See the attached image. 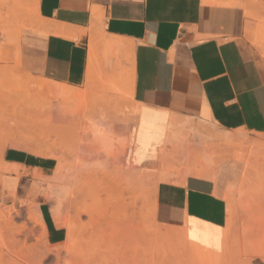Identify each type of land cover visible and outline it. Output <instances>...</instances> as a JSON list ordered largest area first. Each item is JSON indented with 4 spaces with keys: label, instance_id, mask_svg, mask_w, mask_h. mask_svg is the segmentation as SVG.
<instances>
[{
    "label": "crops",
    "instance_id": "1",
    "mask_svg": "<svg viewBox=\"0 0 264 264\" xmlns=\"http://www.w3.org/2000/svg\"><path fill=\"white\" fill-rule=\"evenodd\" d=\"M229 1L0 0V60L38 78L41 94L71 109H85L88 101L89 41L119 45L106 54L112 66L103 68L108 78L128 80L139 108L131 163L155 178L169 177L153 192L154 221L183 238L192 229L187 235L218 253L227 244L228 201L237 219L240 166L218 159L220 150L198 144L197 135L245 130L264 136V22L247 17L240 0ZM242 1L264 8L258 0ZM182 131L194 142L173 164L179 148L169 138ZM3 162L25 178L4 174L0 192L37 203L46 243L67 252V229L55 225L42 183L31 180L35 173L49 176L54 163L11 149ZM251 253V264H264L263 255Z\"/></svg>",
    "mask_w": 264,
    "mask_h": 264
},
{
    "label": "rangeland",
    "instance_id": "2",
    "mask_svg": "<svg viewBox=\"0 0 264 264\" xmlns=\"http://www.w3.org/2000/svg\"><path fill=\"white\" fill-rule=\"evenodd\" d=\"M258 1L260 4H264V0ZM244 11L247 17L255 21L264 22V8L250 6L244 9ZM6 18L8 16L4 19ZM0 69V81H2L0 83V181L4 174L16 175L19 178L24 177L23 174H20L18 167L3 162L4 151L7 149L13 150L10 146L11 144H16L15 146H18L17 151L23 150L22 152L32 156L51 160L54 163V167L48 174L49 176L56 170L58 165L56 159H64L65 163H62L65 166H69V171L75 172L78 175L81 173L79 179L83 193L78 198L75 196L74 199L64 201L60 205L59 221H70L78 231L71 248L67 252H57L55 247L46 244L45 230L36 221L37 215L34 204L20 200L16 195L0 192V211L9 212L12 215L14 227L25 226L21 234L8 231V229H0V264H8L12 259L9 258L10 252L16 251L15 247L18 250V247L23 242H25L26 247L33 249L31 264H251L253 258L251 252H253V249L258 248L259 244H264V189H259L255 185L257 183H264L263 158L257 157L251 159L256 164V168L250 179L248 178L240 185L239 181L244 172L243 162L229 157L226 152L227 149L220 143L208 140V148L215 145L220 150L218 159L223 158L221 159L222 161L236 163L240 166L239 186L233 193L237 219H235L236 221L232 225L229 224L224 229L228 232L226 240L224 239L228 246L226 244L221 253H218V249L204 248L200 245L198 239L187 235L185 239L177 236V239L179 237L178 240L176 237L171 239L177 241H169V246L175 248V250L177 249L178 252L168 254L165 261L161 259L163 257L159 254L161 251H159V247L160 245L169 246L164 244L165 242L161 238L156 239L154 242V244H158L156 247L158 252L152 255V258H136L133 255V249L140 250L141 246L142 248H148L152 240L145 237L144 242L142 240L134 242L131 237L127 238L124 236L125 232L128 233L134 227L135 229H141L143 226L156 228L160 231L166 230V228L158 226L153 227L149 215L153 195L152 184L154 181L147 175L146 181L142 182L143 186L141 188L136 187L135 189H141V191L139 190L142 193L141 196L138 197L137 194L139 192L136 195L132 191L129 193L128 190L130 189H128V192L123 193L121 203H118L116 185L112 182L105 193H99L98 201L95 204L94 199L88 193L89 186L94 181L93 175L88 169L82 170L83 168L79 167L74 157V148L79 144V140L85 139L87 143H90L89 140L92 139V135L89 131V126L97 115L108 113L111 117H116L117 115L127 113L130 104L128 102L123 104L122 102L118 106L114 100H111L113 101L111 103H102L103 101H93L90 99V104H87L88 107L85 106V109H82V105L78 110L69 108L66 111V118L63 121H59L54 110L50 108L51 103L47 101L46 96L41 94L38 98V78L21 74L22 72L18 65L7 64L4 60H0ZM10 73H16V76ZM18 73H20L21 78ZM7 77L8 79L6 80ZM2 78L4 82L6 81L5 83ZM6 83L7 85L5 86L4 84ZM17 92H20V94ZM15 94L18 98L15 97ZM99 108H102V110ZM104 108H106V111H104ZM128 128L122 130L116 126L113 135L109 136L110 150L118 148L117 152L121 153L122 157L126 150V161L130 159V152L133 146V131ZM100 133L102 135L104 131ZM248 134L252 137L257 136ZM126 142L128 147L127 144L125 147L127 148L123 149L119 147L120 144H125ZM31 152H34L35 155L31 154ZM76 162L78 166H76ZM79 163L81 162L79 161ZM113 165L115 166L116 164L113 163ZM125 165L127 166L126 170L129 168L132 174L142 172L132 167L131 163ZM10 170L14 171L9 172ZM31 180H38L42 183L43 189H45V183L39 180L37 173L34 174ZM53 203V201L50 202L49 200L52 209L55 206ZM80 206L91 209L90 213H92V210L96 213H93L92 216L84 214L78 217L77 212ZM94 218L98 221L96 227H93L91 223ZM142 222L144 223L142 224ZM188 230L191 231L192 229ZM102 235H109L115 239L113 241H117V245L114 247L111 255L107 253L106 246H104L105 239L101 240L103 238ZM188 240L196 244L189 243ZM181 248L183 249L182 251ZM187 249L192 250L191 252H193L194 256L191 257L187 254L185 252ZM114 255L117 256L118 262L117 260L110 263L105 261L111 260ZM225 255H227V259L223 258Z\"/></svg>",
    "mask_w": 264,
    "mask_h": 264
},
{
    "label": "bare ground",
    "instance_id": "3",
    "mask_svg": "<svg viewBox=\"0 0 264 264\" xmlns=\"http://www.w3.org/2000/svg\"><path fill=\"white\" fill-rule=\"evenodd\" d=\"M213 1H216V3L219 2V4H221L223 2H227V4H228L231 2L229 0H213ZM234 2H236V1H234ZM233 4H235V3H233ZM236 4L244 5L245 7H248L247 5H249L248 3L246 5V3H244V1H242V0L238 1ZM239 5H238V7H239ZM118 47H119V45L117 43H112L111 41H108L105 38H102L100 40L91 39L89 41V46H88V71H87L88 73L87 74H88V79L90 80L89 83H90L91 89L89 88L90 93L88 95L89 96L87 99L88 101L85 104V106L88 107L87 104H90L89 101H91V100H93V101L99 100L101 102L103 101L102 103H105V102L111 103V102H113L111 100H114V101H116L118 106L120 104H122V102H123V104L125 102L132 104L129 107V111H127V113L117 115L116 117H111L110 114H108V113H106V114L100 113L99 115H97L94 118V120L91 121L90 126H89V131L92 135V139L89 140L90 143H87L85 139H81V140H79V144L76 146V148H74V157L76 158V161L78 162L79 167H82L83 168L82 170H84V169L90 170L91 174L93 175L92 178L94 179V181H93L92 185L89 186L88 193L94 199L93 201L95 202V204L97 203L96 201H98L99 193L100 192L105 193L108 190L109 184L112 182L114 185H116L118 203H121L122 202V196H123L124 192L129 191V193H130V191H132L134 195H136V193L139 192L137 195H138V197L141 196V194H142V193H140L141 189H139L140 191L135 190V189H136V187L141 188V186H143L142 182L146 181V177L148 178L147 175H149V178H151V180L154 181V183L152 184L153 185L152 186L153 192H154V190L157 186V182L159 180H162V179L166 180L169 178V177H159L157 175H156V177H158V178H155L154 176L147 174L145 171H142L138 174H132L129 171V168L126 170L127 166L125 164L131 163L130 159H128L126 161V157H127L126 156V150L123 153V157L121 156V153L117 152L118 148L114 149L112 147L113 149L110 150L111 147L109 146L110 145L109 138L111 137V135H113V131H114L115 127L116 126L120 127V129H122V130L127 129V127H129L128 129H132V131H134V124L136 123L135 121H137V120H135V116H137L139 113V108L136 109L134 107V104H133V101L131 98V94H130L129 89H128L129 83H126V82H128V80H126V79L124 80L122 78H119V79L108 78L106 76L105 69L103 68L104 65H105V67H107L108 65L112 66L111 64L107 63L108 58L106 57V54L110 51H111V53H114ZM101 48H102V52L100 51V53H99V49H101ZM127 53H128V51H127ZM128 57L129 56H127V58ZM103 63H104V65H103ZM10 70H13V69H10ZM5 72H6V70H5ZM7 73H8V71H7ZM12 73H14V72H12ZM12 73H10V74L11 75L16 74V73L15 74H12ZM19 74L20 73H18V75ZM21 74H23V73H21ZM6 75H8V74H6ZM19 76L21 78V75H19ZM12 78H15V77H12ZM12 78H10V79H12ZM7 79H8V77L6 78V80ZM25 79H27V78H25ZM1 82L2 81H0V83ZM3 82H4V79H3ZM32 82H34V81H32ZM4 85L6 86L7 83ZM5 86H4V88H5ZM2 87H3V83H2ZM37 87H38V93L37 94H38V98H39L41 96V93H40V88L38 85H37ZM0 92H1V90H0ZM17 93L20 94V92H17ZM15 97H17L16 94H15ZM46 99L49 103H51L50 108H52L54 110L57 119H59V121H63L66 118V111L69 110L70 106L63 104V103H59L57 101L55 102L54 100H51L48 97H46ZM101 106H103V105H101ZM99 109L102 110V108H99ZM104 111H106V108H104ZM168 127H169V125H168ZM183 129H185V128H183ZM168 130H169V128H168ZM187 130H188V132L191 131L190 129H187ZM101 131H104V133L102 135L100 133ZM188 132L182 131L181 133H173V134L171 133L172 138L170 137L171 134L169 135V137H170L169 139H170L171 143H177L176 146L179 148V150L178 149H177V151L175 150L177 153L175 152L176 154L173 157H171V161L173 162V164L176 163L177 161H179L180 158H184V155H186L187 146L190 143L194 142V139L190 138L189 135H191V134H189ZM196 133H198V132H196ZM197 136H198V140H197L198 144L206 146V148H207L208 147V144H207L208 140H213L215 142H218L224 148L227 149L226 150L227 155H229L231 157H235L236 159H238L244 163L245 169H244V172H243V175L241 178V183H244L248 178L250 179V177L253 174V171L256 168V164L253 163L251 159L257 158V157H261L264 159V136H258L257 135L255 137H252L245 130H239V131L227 132V133H220V132L219 133H211V134H209V136H204L202 133H200ZM166 138H167V135H166ZM126 141L128 142V140H126ZM127 142L125 144H120L119 147H121L123 149L127 148L128 147ZM126 144H127V147H125ZM15 145L11 144L10 147L13 150L14 149L16 150V149H18L17 148L18 146H15ZM169 145L172 146L173 144L172 145L169 144ZM162 152H164V151H162ZM162 152H160V153L163 154ZM31 154H34V152L33 153L31 152ZM172 155L173 154L171 153V156ZM56 160H57L58 165L56 164L57 165L56 170L54 172H52V174L50 176H42L40 173H37V174L39 176V180H41L45 183V189H44L45 195L43 197V201H49L50 200V202L53 201L54 202L53 204H55V206L52 209V214H53L52 216H53L55 225L56 226H64L67 229V232H66V234H67V245L65 248L68 251L71 248V245L75 241L78 229L68 220H66L65 222L59 221L58 217H59V213H60V205L62 202H64V201L66 202L67 200H70L72 198L74 199L75 196L78 198L79 195H83L82 186L80 185L81 182L79 179V175L81 173L78 175L75 172L69 171L68 170L69 166H65V164L62 163L65 161L64 159L58 158ZM79 161L81 163H79ZM77 162H76V164H77ZM113 163H115L116 164L115 166H117V167H115L113 165ZM78 164L76 166H78ZM131 165H132V163H131ZM179 165H181V164H179ZM183 165H185V164H183ZM191 166H193V165H191ZM146 171H148V170H146ZM168 172H170V171H168ZM152 173L155 174V172H152ZM263 180H264V178H263ZM128 189H130V190H128ZM36 198H38V196H36ZM228 198L229 197H227V199ZM34 208L36 209V215H37L36 221H38L43 226V228L45 230L44 224H43L41 217L39 215L40 213H38L39 210L37 211V203L34 204ZM228 209H229L228 225L229 224L232 225L235 222V219H234L235 218V208L232 206V204L229 201H228ZM90 212H91V209H89L88 207L86 208L84 206H80L78 209V212H77V216L80 217L81 215H84V214H88V215L92 216L94 213V210H92V213H90ZM149 215H150V219L152 221V226L153 227L154 226L160 227L154 221V217H153V213H152V204H151V211H150ZM11 216L12 215H10L9 212L5 213L3 211H0V229H8V231L16 232V234H21L24 231L25 226H22L19 228L14 227L13 218ZM91 223H92L93 227L94 226L96 227L98 221L94 218V220ZM143 223L144 222H142V224ZM92 226H91V229H92ZM136 229L134 227L128 233L125 232L124 236L127 238L131 237L134 242L136 240H142V242H144L145 237L150 238L149 240H152L151 245H149L148 248L147 247L142 248V246H141L140 250L139 249H133V255H135L136 258H141V257H148V258L151 257L152 258V255H154L156 252H158L156 250V247L158 244L157 245L154 244L156 239L161 238V240H163L165 242L164 244L169 246V243H170L169 241L173 237H176V239H177V236H179V234L177 235V232H174L172 229H169V228L166 229L165 231H160L156 228L145 227V226H143L141 229H137V230ZM180 230H183V229H180ZM180 230H178V232H180ZM181 232H183V231H181ZM187 232H188V230L185 231L184 238H183V235H182V237L180 235V238L185 239V237H187ZM182 234H184V233H182ZM102 236H103V238H101V240L105 239L104 240L105 241L104 246H106L107 253L111 255L113 253L114 247L117 245V241H113L115 239L109 235H105V236L102 235ZM178 239H179V237H178ZM260 239H262V238H260ZM174 240H171V241H174ZM177 240H175V241H177ZM252 241H253V239H252ZM25 245H26L25 242H23L22 245H20L18 247V250H17V247H15L16 251L13 250V252H10L9 258H12V259L9 261L8 264H31V257L33 256V251H32L33 249H31V247L28 248ZM141 245H144V244H141ZM146 245H147V243H146ZM227 246H228V244H227ZM257 247L258 248H255V250L253 249L254 255H259V256L263 255L264 256V244L263 245L259 244ZM182 250L183 249L181 248V251ZM159 251H160L159 254L163 257L161 259L162 260L164 259V261L167 259L166 257L168 256V254L178 252V250L177 249L175 250V248H172L170 246L166 247L163 245L162 246L160 245ZM171 251H173V252H171ZM191 251L192 250L187 249L185 252L192 257V256H194V254ZM108 257H110V256H108ZM116 260L118 262L117 256L114 255L113 258H111V260L108 259L105 261L110 263L111 261H116ZM137 264H139V263H137Z\"/></svg>",
    "mask_w": 264,
    "mask_h": 264
}]
</instances>
